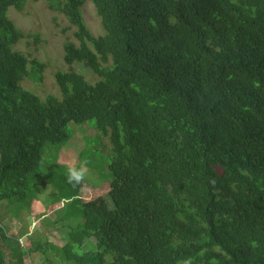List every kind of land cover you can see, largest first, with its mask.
<instances>
[{"label": "trees", "instance_id": "trees-1", "mask_svg": "<svg viewBox=\"0 0 264 264\" xmlns=\"http://www.w3.org/2000/svg\"><path fill=\"white\" fill-rule=\"evenodd\" d=\"M86 1L47 0L76 27L65 61L95 79L59 69V93L40 96L21 84L30 67L40 78L41 63L15 48L26 35L7 13L24 0H0V201L30 208L44 186L72 219L62 245L46 239L28 253L46 245L51 262L72 264H264V0H90L97 36ZM89 119L111 158L109 178L85 179L107 190L85 199L84 183L66 182L67 164L54 159L41 175L40 166L45 143L58 153L66 125ZM91 237L94 249L76 250ZM12 242L0 223V264L6 249L10 264H24Z\"/></svg>", "mask_w": 264, "mask_h": 264}, {"label": "rangeland", "instance_id": "rangeland-1", "mask_svg": "<svg viewBox=\"0 0 264 264\" xmlns=\"http://www.w3.org/2000/svg\"><path fill=\"white\" fill-rule=\"evenodd\" d=\"M24 3L23 10L11 6L7 12L13 23L26 35L16 43L15 48L26 54L29 59H38L41 63V72L40 78H37V74H34L32 67H30V74L21 81L22 86L40 96L48 93L57 94L59 91L54 74L57 70H66L70 66L83 73L88 80L93 81L95 75L87 67L81 63L68 64L64 59V44L68 41L78 43L74 36L76 27L61 12L52 9L47 0H24ZM82 13L84 22L91 34L94 36L102 34L104 30L101 20L92 1L87 0L83 4ZM93 123V119L80 123L69 122L66 125L69 138L58 153H56L55 144L45 143L42 147L43 160L40 166V175L43 172L46 173V169L42 172L43 168L45 165H50L54 159L57 162L67 164L65 170L72 165H78L79 154L82 151L80 161H88L86 176L88 182L96 186L102 180L109 178L110 172L107 164L111 158V146L109 140L96 130ZM108 150L109 153H107ZM42 177V180L40 177L35 180L34 185L47 181L44 179V175ZM106 190V185L95 188L84 182L80 193L85 199H89L104 193ZM44 197L45 200H49L48 205L51 204L53 196L48 187L44 190L43 186L40 188L38 198L31 201L30 208H20L17 204L7 203L5 200L0 201L1 226L6 234L16 236L17 242H12V245L16 247V251L23 253L24 264H40L41 262L42 264H67L68 262L65 263L62 260L58 263V257L55 256L52 257L51 262V256H48L51 249L47 248L46 245H43L41 249L43 252L39 250L28 253L30 247L36 245L37 242L44 244L46 239L62 245L67 231L64 222L69 224L72 222V219L62 218V209L59 210L62 202L52 203L50 205L52 209L49 207L50 210L46 212ZM94 241V238L91 237L80 248L76 247V250L79 252L92 250L95 248ZM6 250L7 262L10 264V251ZM109 259H111L110 255L107 256V260Z\"/></svg>", "mask_w": 264, "mask_h": 264}, {"label": "clouds", "instance_id": "clouds-1", "mask_svg": "<svg viewBox=\"0 0 264 264\" xmlns=\"http://www.w3.org/2000/svg\"><path fill=\"white\" fill-rule=\"evenodd\" d=\"M88 173V161L84 160L79 165H72L66 170V182L77 187L85 182ZM180 264H192L191 260L181 261Z\"/></svg>", "mask_w": 264, "mask_h": 264}]
</instances>
